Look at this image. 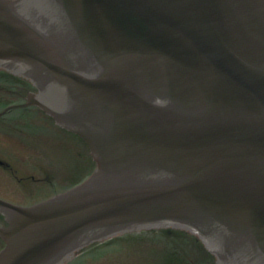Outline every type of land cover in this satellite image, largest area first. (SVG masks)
I'll use <instances>...</instances> for the list:
<instances>
[{"label": "water", "instance_id": "95a60500", "mask_svg": "<svg viewBox=\"0 0 264 264\" xmlns=\"http://www.w3.org/2000/svg\"><path fill=\"white\" fill-rule=\"evenodd\" d=\"M0 69L96 162L37 206L0 200V264L168 227L264 264V0H0Z\"/></svg>", "mask_w": 264, "mask_h": 264}, {"label": "rangeland", "instance_id": "374dc122", "mask_svg": "<svg viewBox=\"0 0 264 264\" xmlns=\"http://www.w3.org/2000/svg\"><path fill=\"white\" fill-rule=\"evenodd\" d=\"M17 90H20L19 88H15V99H18L19 97L22 98L23 94L20 95ZM23 111H16L15 113L11 114L10 117H18L22 114H17ZM0 147L5 150H9L7 145H3V142L0 141ZM48 148H44V151L47 152ZM15 154H19L20 152L16 151ZM56 156L58 158H62L57 152H55ZM64 161L66 159L63 158ZM153 242V241H151ZM144 243V244H134L133 246L135 248H128L127 251H125V264H149L152 260H154V257H156V252H159V254L162 253V249L165 248L166 242L162 241H154L152 244ZM161 257V256H160ZM102 261L106 262L108 260L107 255H102ZM107 263L110 264L109 261Z\"/></svg>", "mask_w": 264, "mask_h": 264}, {"label": "flooded vegetation", "instance_id": "af4514ba", "mask_svg": "<svg viewBox=\"0 0 264 264\" xmlns=\"http://www.w3.org/2000/svg\"><path fill=\"white\" fill-rule=\"evenodd\" d=\"M7 127H8V126H7ZM7 136H12V135H11L10 132H9V133H7ZM0 159L4 160L2 156H0ZM6 169H8V167H7ZM7 171H8V170H7ZM9 171L12 172L11 168H9ZM31 178L35 179V178L32 177V176H31ZM39 180L42 181L41 179H39ZM25 190H26V189H25ZM41 190H42V189H41ZM34 195H35V194H34ZM30 197H33V194H31Z\"/></svg>", "mask_w": 264, "mask_h": 264}]
</instances>
